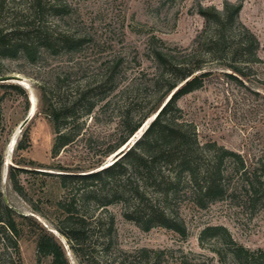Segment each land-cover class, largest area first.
<instances>
[{
    "label": "rangeland",
    "instance_id": "374dc122",
    "mask_svg": "<svg viewBox=\"0 0 264 264\" xmlns=\"http://www.w3.org/2000/svg\"><path fill=\"white\" fill-rule=\"evenodd\" d=\"M68 1L72 9L64 23L60 22L62 30L82 40L71 52L44 55L35 64L22 57L0 59V76L24 78L21 82L0 84V154L4 164H8L7 171L12 166L24 169L19 179L27 195L25 199L15 192L8 180L3 183V169L2 193L4 201H8L5 204L53 231L70 264H132L123 254L142 249L171 251L174 258L183 253L205 264H222L215 249L227 252L223 239L212 238L203 243L199 240L207 226H223L238 245L264 251V200L255 206L227 198L203 210L182 202L178 213L186 225V237L161 226L143 231L123 218L120 206H110L107 211L98 212L96 220L88 225L84 256L77 258L68 239L51 224L62 226L63 217L56 203L64 199L65 190L55 176L31 172L58 174L61 172L56 168H47L88 165L103 159V165L96 170L110 164L114 154L104 158L108 147L134 124L139 110L148 109V80L155 69L152 39L155 37L168 47H191L204 26V19L197 13L198 5L221 10L225 2L242 4L240 20L259 40L261 62L245 69L246 77L230 76L229 70L210 66L207 71L211 74L203 88L182 98L179 106L196 127L201 143L215 142L240 154L249 167L257 166L264 160V0ZM116 62H121V74L106 83L104 71ZM42 86L52 89L55 101H70L85 93L96 104L90 114L67 122L66 129L76 131L77 137L56 158H52L54 127L41 112ZM24 92L28 101L29 97L32 99L36 114L20 130L29 112ZM81 107L84 109L85 105ZM25 132L30 146L19 150V144L25 142ZM110 217L115 219L113 231H109ZM3 235L1 231L0 236ZM19 247L18 260L11 243L2 240L0 264L12 259L18 264L52 263L50 257L39 259L33 237L26 235ZM230 262L228 257L227 263Z\"/></svg>",
    "mask_w": 264,
    "mask_h": 264
},
{
    "label": "trees",
    "instance_id": "16d2710c",
    "mask_svg": "<svg viewBox=\"0 0 264 264\" xmlns=\"http://www.w3.org/2000/svg\"><path fill=\"white\" fill-rule=\"evenodd\" d=\"M71 9L68 0H0V59L22 57L35 64L44 55L71 52L82 41L62 30L60 22L64 23ZM241 10V3L225 2L221 10L199 4L197 13L204 19V26L189 48L168 47L155 37L152 39L155 69L148 80V109L138 111L134 124L117 143L108 147L104 158L119 150L135 134L139 136L168 101L121 158L100 170L96 168L103 165L104 159L88 165L47 168H56L61 172L58 174L31 171L55 176L65 190L64 199L56 203L63 217L62 226L51 224L68 239L77 258L84 256L88 225L96 220L98 212L107 211L113 205L120 206L123 218L143 231L161 226L186 237V225L178 213L182 202L203 210L227 198L255 206L264 200V160L249 167L240 154L215 142L201 143L196 127L185 118L179 106L182 98L203 88L211 74L207 71L210 66L227 69L230 76L246 77L244 70L261 62L260 42L241 22ZM120 63L105 69L106 83H112L121 74ZM40 92L41 112L50 119L56 134L52 149V158H56L77 137L76 131L66 129L67 122L77 120L81 114H90L96 104L85 93L70 101H55L52 89L42 86ZM24 96L28 112L30 104L25 92ZM23 138L25 142L19 144V150L30 146L27 132ZM3 169L4 157L0 154V232L4 231L0 242L11 243L19 260V242L27 235L36 240L39 259L50 257L51 264H70L63 245L53 233L5 204ZM23 171L9 167L7 180L26 199L19 179ZM34 210L44 216L39 209ZM114 225L115 219L110 217L109 231H113ZM212 238L223 239L226 246L228 253L215 249L222 264H228V257L229 264H264V251L255 252L238 245L225 227L207 226L199 240L203 243ZM123 255L132 264H205L183 253L174 258L171 251L142 249ZM7 264L18 262L12 259Z\"/></svg>",
    "mask_w": 264,
    "mask_h": 264
},
{
    "label": "water",
    "instance_id": "95a60500",
    "mask_svg": "<svg viewBox=\"0 0 264 264\" xmlns=\"http://www.w3.org/2000/svg\"><path fill=\"white\" fill-rule=\"evenodd\" d=\"M23 80H24V78L21 77V76H19V75L0 76V84L16 83V82H21ZM167 101L168 100H166V102ZM29 102H30V109H29V112H28V116L23 121V123L20 125V130H22L28 124V122L34 118V116L36 114V112L33 109L34 108L33 101H32V99L30 97H29ZM166 102L164 104H162V106L160 107V109L158 110V112H156V114L154 115V117L150 120V123L156 118V116L158 115V113L160 112V110L164 107V105L166 104ZM150 123L148 125H146V127L144 128V131H142L139 136H136V134H135L133 137H131L129 139V141L125 145H123L119 150H117L115 153H113L114 155L112 156V158H114V159L112 160L111 164L113 162L117 161L119 158H121L128 150H130V148H132L134 146V144L141 138V136L144 134V132L146 131V129L149 127ZM10 145H11V142L9 143L8 147ZM7 165L8 164H4V174H3V183L4 184L6 183L7 175H8ZM110 165H108V166H110ZM100 169H102V168H100ZM5 201H6V203H8L7 199H5ZM50 232L54 233L53 231H50Z\"/></svg>",
    "mask_w": 264,
    "mask_h": 264
}]
</instances>
